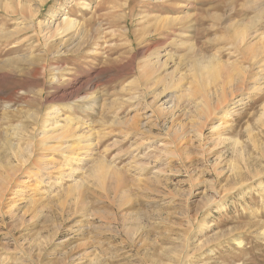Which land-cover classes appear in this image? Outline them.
Segmentation results:
<instances>
[{"label": "rangeland", "instance_id": "374dc122", "mask_svg": "<svg viewBox=\"0 0 264 264\" xmlns=\"http://www.w3.org/2000/svg\"><path fill=\"white\" fill-rule=\"evenodd\" d=\"M41 1L0 0V183L17 168L0 201V264H264V88L246 90L264 75V48L254 59L248 50L250 42L264 44V0H86L83 9L85 0ZM25 4L39 9L35 19ZM65 15L81 23L80 32L45 37L48 22ZM213 57L245 71L247 87L228 98L246 99L215 134L220 139L205 128L202 137L192 131L174 140V123L193 118L186 112L194 101L184 94ZM68 110L95 132L93 159L80 162L81 152L71 162L78 172L44 184L34 198L33 161L65 157L56 141L39 150L11 129L62 121ZM98 161L121 173L108 176L105 191L95 176ZM231 166L244 170L245 180V167L262 173L239 189ZM15 182L27 198L9 209ZM175 252L185 253L183 261Z\"/></svg>", "mask_w": 264, "mask_h": 264}, {"label": "bare ground", "instance_id": "6f19581e", "mask_svg": "<svg viewBox=\"0 0 264 264\" xmlns=\"http://www.w3.org/2000/svg\"><path fill=\"white\" fill-rule=\"evenodd\" d=\"M43 1L45 2V0H43ZM43 1H41V4L43 3ZM26 3H28V2H26ZM7 5L9 6L8 8H10V10H11L12 3L8 1ZM87 5L88 4H87L86 0L81 1V3H80V6L82 9L85 7H88ZM24 7H25V14H27V16L29 18L35 19L37 14H39L38 13L39 9L37 7L34 8L30 4H28V5L25 4ZM55 15H57V13H55ZM30 24L33 25L32 20L30 21ZM47 25H48V27H46V29H48V30H46L47 33L44 30V32L46 33V34L44 33L45 37H47V38H53L56 36L63 37L66 33L71 32V31H76L75 32V35H76L77 32H80V29L82 27L81 23L76 18H73L71 16H67V15H65L64 17H60L58 20L56 19V21H53L50 23L48 22ZM77 35L79 36V35H81V33L77 34ZM238 39H239V42L242 43L245 41L246 35L242 34V35H240V37H238ZM238 39H237V41H238ZM263 39H264V36H263ZM248 44H247L248 50L251 51V56L253 57V59L255 58V56H257V52L264 48V44H261L260 47H257V46L255 47L251 42ZM160 63H161V61H158L156 65L154 64V66H152V68H149L150 70L148 71V73L153 72L154 70L156 71L157 69H159L158 67H159ZM148 65H149V63L146 66H148ZM230 65H231L230 62L221 61L217 57H213V59L207 65L205 64V65H202L201 67L199 65L200 69L196 75V79L193 77L195 79L194 82H192L190 84V86L187 85L188 88L184 94L185 97L194 101V107H192V109H190V110H187V112H186L187 115H190V117H193V118L190 119V121L187 124H182V122L177 123V124L174 123L173 129L168 131L174 140H177V141L178 140H180V141L184 140V139H186V136L188 134L190 135V132H192V131L194 133H191V134H196V136L202 137L204 134L205 128H209L211 130L210 134H211L212 139H217V138L220 139V135L217 136L215 134L217 133V131H219L222 128L223 124L230 117V115H232L233 111L239 105L243 104L245 99H246L243 96L236 99V100L229 99L228 97L230 95H233L234 92L241 91L244 87H247V86L248 87L246 88V90L248 91L247 92L248 95L250 93H252L253 91H262L263 90V88H264V75H261V74L257 75L256 78L253 79L254 81L252 83L247 84V83H245L246 82L245 81V76H246L245 71L239 69V67L236 70L233 68L236 71V73L234 74L232 72L233 69L231 68L232 69L231 70L229 68ZM146 72H147V70H146ZM194 74L195 73L193 72V75ZM146 76L147 75H145L144 77H146ZM171 81L174 83V80L171 79ZM246 84H247V86H246ZM92 100H94V99H92ZM134 100H135V98H134ZM91 102L93 103L94 101H91ZM75 113L71 112L70 110L63 112L64 117L62 116L63 117L62 121L58 120V118H59L58 116L56 117L57 119L55 118L56 120H52L50 118H44L42 121L37 122L35 124V126L32 128V130H28V129H26V127L20 126L21 124L20 125L15 124L16 126L13 124L14 127L11 130H14V132H13L14 135L16 134V136H21V137L26 135L27 138L29 137L30 142L28 140H26V141H28L31 144V147L33 144H35L36 146L39 147V150H47L50 148V143L52 141H56L57 144L59 142V145L57 146V144H56V146H55L56 152L59 153V155H60L59 157H61V156L65 157L64 158L65 160H62L60 158L49 157L48 156L49 154L44 156L42 153L41 155H43V156H41V158L37 157L36 161H33V163L35 164V167H36V171H35L36 180H35V187L33 188V190L34 189L35 190L32 194V196H34V198L36 196H38L43 191L42 186L44 184L47 186H51L54 183L52 180L56 181L59 179V177H61L64 174H66L67 176H71V175H74L76 171L78 172V170H74V167L71 166V162L78 159L81 152H83L82 153L83 157L80 158V162H82V161L87 162V160H90V158H91L90 156L92 155V150H94V147L96 145V141H95L96 138L94 139V136H96L94 134L95 132L93 133V129H91V128L82 127L81 125L78 126L76 124L77 120L75 118ZM7 114L10 115L11 113L10 114L7 113ZM57 114L58 115L60 114V117H61V112L59 113L58 110H57L56 115ZM36 116L38 117V115H36ZM258 120H259L258 122L264 126V106H263L262 112H261ZM116 122H119V121H116ZM250 125H248V126L251 129ZM119 126H120V124H119ZM10 127H11V125H10ZM248 130L249 129H247V131ZM109 132H110V130H109ZM107 133H105V134L107 135ZM110 133H112V132H110ZM116 133H117V131H116ZM248 133H249L250 139L252 140V143L255 146H257V142H258L257 136L252 132V130H249ZM114 134H115V132H114ZM98 135H99V133H98ZM35 137H37V139ZM99 138H101V137L99 136ZM153 138H156V137H153ZM146 140H148V139H146ZM71 141H72V143H70ZM144 142H146V141H144ZM144 142H143V144H144ZM235 142L237 145H241V142L238 138L235 139ZM97 144H98V142H97ZM167 144H169V143L163 142V147H165ZM36 146H34V147H36ZM25 149H26V147H25ZM152 151L154 152L153 149H152ZM155 152H156V150H155ZM20 154H22V153H20ZM19 156H22V155H19ZM23 156H25V155L23 154ZM19 158H20V162L22 164L26 161V160L24 161L22 159V157H19ZM44 158H46V160H43ZM91 159H93V158H91ZM34 160H35V158H34ZM27 161H29V160H27ZM99 162L100 161H98V163ZM148 162H147V165H148ZM82 165L84 166V164H82ZM141 165H143V163L140 164L139 166H141ZM244 165H247V164H244ZM231 167H232L233 173H235L234 176H235V180H237V186H238L237 188H239V189L244 188V186L249 183L248 181L250 179L251 180L255 179L257 176H259L262 173V172L260 173V171H258V170L253 172L251 170V168L245 167V168H247V174L250 176L249 180H245L243 177L244 174H246L243 172L244 170L242 171V169L238 166H231ZM79 168H82V167H79ZM138 169H139V167H138ZM218 170H219V168L216 169V171H218ZM93 171L94 170H92L91 172H93ZM119 173H120L119 170L113 164H109L105 161H101L100 164H98V166L95 169V176L98 179L97 182H99L98 184H100V186L102 185V187L98 186L99 189L104 188L103 190L105 191V186H106V182L108 181V179H107L108 176H116V175L118 176ZM217 173L219 176L225 175L224 171L223 172L219 171ZM16 174H17L16 166L11 167L8 170L7 176L2 178V181L0 183V201L5 200V197L7 195L6 192L9 189L11 182H12L11 179H12V177H15ZM92 174H91V176H92ZM120 175H121V173H120ZM10 177H11V179H10ZM87 177H88V175H87ZM121 178L122 177H120V180H121ZM113 182H114V180H113ZM118 182H119V180L117 181V184L115 183L116 186L120 183V182L119 183ZM80 184H81V182H80ZM80 184H79V181H76L75 185L73 186V188L75 187L74 190H76L78 195L81 193L80 189H81L82 185H80ZM109 185H110V183H109ZM254 186H256V184ZM258 186L261 189V194L264 195V185L260 182ZM14 188H15L14 189L15 191L13 192V195L8 200L10 202L8 205L9 209H13L14 207H16L18 205L19 201H21L22 199L25 200L27 198L26 195H27L28 191H27L26 187H23L18 182H15ZM71 190H73V189H71ZM81 191H82V189H81ZM67 194L70 195L71 193L67 192ZM78 195H76V196L78 197ZM79 196H81V195H79ZM64 199H67V198H64ZM29 200H31V202H32L35 199L29 198ZM81 207H83V206H79L78 209L80 210ZM82 210L83 209H81L80 211H82ZM77 212H78V210H77ZM82 215H83L82 217H85V214H82ZM134 232H135L134 230L128 229L127 233L130 235L131 234L133 235ZM87 252H89V251H87ZM184 254L181 255V252L180 253L178 252L175 255H176V258H178L180 261H183V259L186 256ZM162 264H173V262H166V263H162Z\"/></svg>", "mask_w": 264, "mask_h": 264}]
</instances>
